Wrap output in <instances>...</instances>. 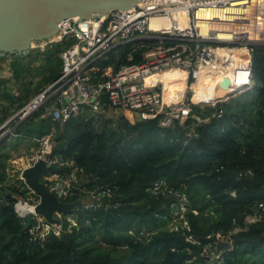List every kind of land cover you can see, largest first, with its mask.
<instances>
[{"label": "trees", "instance_id": "16d2710c", "mask_svg": "<svg viewBox=\"0 0 264 264\" xmlns=\"http://www.w3.org/2000/svg\"><path fill=\"white\" fill-rule=\"evenodd\" d=\"M71 43L54 42L11 60L14 78L25 85L15 98L0 79V92L9 103L5 110L23 108L60 76L61 53ZM130 48L125 44L97 63L117 69L122 63L141 62L145 48L135 50L134 60L128 61ZM34 63L42 70H34ZM31 74L41 75L38 81H26ZM251 78L253 86L239 95L191 103L190 116L172 127L161 126L158 119L128 118L131 122L125 117L97 124L88 110L56 123L53 154L58 162L52 170L67 176L75 167L83 168L89 180L78 186L90 190L100 185L110 188L112 196L95 207L82 204L64 212L77 214L75 222L64 217L44 235L31 232L36 217H21L15 209L19 198L33 201L39 196L19 177L20 172L12 178L8 168L21 140L39 142L51 131L55 122L48 108L53 99L14 122L15 141L0 140V264H217L206 251L219 241L217 234L232 244L230 250H223L224 264H264V214L247 222L264 201L262 47L253 52ZM7 116L2 114L1 121ZM159 180L187 194L185 216L192 239L170 230L172 218L166 215L172 197L150 190ZM81 195L86 192L67 201ZM108 202L118 204L107 207Z\"/></svg>", "mask_w": 264, "mask_h": 264}, {"label": "built area", "instance_id": "2783aa9c", "mask_svg": "<svg viewBox=\"0 0 264 264\" xmlns=\"http://www.w3.org/2000/svg\"><path fill=\"white\" fill-rule=\"evenodd\" d=\"M154 17L168 18L171 24L168 27L164 24L152 27ZM56 34L57 38H52L53 35L34 42L31 47L44 50L51 43L72 40L61 53V74L18 114L23 119L27 113L34 112L53 99L48 114L55 124L49 133L37 139L41 147L31 154L30 165L40 158L46 159L49 169L42 180L59 199L67 201L82 191L87 195L82 206L95 207L105 196H112L110 188L99 185L86 190L85 186H78L79 182L89 180L83 168L75 167L67 176L52 170L58 162V156L53 154L56 123L63 124L86 110L93 116L103 115L108 120L119 117L128 119L123 112L127 110L135 118L158 119L161 126L172 127L190 116L191 103H198L194 100V85L201 74L208 70L226 74L231 69L235 74L241 69L246 73L242 91L250 89L253 86V52L257 47L264 48V0H140L129 9L115 8L104 15L90 18L68 16L59 22ZM139 38L144 40L137 41ZM165 39L168 41L165 42ZM149 40L156 43L149 44ZM128 43L131 44V50L127 52L128 61L134 60L135 50L145 48L141 62L122 63L117 69L113 66L102 67L97 63L106 58L109 52L115 49L120 51ZM230 49H233L232 54L227 51ZM234 49H244V52L236 57ZM172 68L185 73L186 95L180 101L166 99L164 82L154 79L155 74ZM193 116L202 120L199 115ZM150 190L156 195L162 193L172 197L166 215L172 218L168 226L170 230L192 239L191 226L185 216L189 204L187 194L168 186L163 180L155 182ZM38 203L39 200L19 198L15 209L21 217H36L37 223L31 232L44 235L58 225L36 212ZM117 204L108 202L106 205L116 207ZM257 212L254 216L249 215L247 222L257 221L264 214V201H260ZM76 215L64 212L55 214L60 221L66 217L71 222H75ZM217 236L219 240H228L220 234ZM216 245L217 242L214 247L206 248L209 259L224 264V249L218 250Z\"/></svg>", "mask_w": 264, "mask_h": 264}, {"label": "water", "instance_id": "95a60500", "mask_svg": "<svg viewBox=\"0 0 264 264\" xmlns=\"http://www.w3.org/2000/svg\"><path fill=\"white\" fill-rule=\"evenodd\" d=\"M140 0H0V59H10L26 55L32 50V44L45 40L58 32L59 22L68 16L90 18L104 15L110 10L129 9ZM144 40L143 38L137 41ZM227 80V79H226ZM225 80V81H226ZM242 88L227 94V100L241 94ZM218 100V101H223ZM217 101V100H216ZM21 112V110L19 111ZM31 112L27 113L29 115ZM26 115V116H27ZM8 138L0 139L4 141ZM49 169L44 158L22 171V178L28 187L39 196L36 212L47 221L59 224L61 221L55 214L68 212L82 205L83 199L65 201L51 191L42 180L43 174ZM217 249L230 250L229 240H219Z\"/></svg>", "mask_w": 264, "mask_h": 264}, {"label": "rangeland", "instance_id": "374dc122", "mask_svg": "<svg viewBox=\"0 0 264 264\" xmlns=\"http://www.w3.org/2000/svg\"><path fill=\"white\" fill-rule=\"evenodd\" d=\"M1 59H3L2 60L3 65H1V67H0V74L4 73V75H0V77H1L0 79H3L2 82L7 83V85L10 87V92L13 95H15V98H17V96L19 94H22V90H23V87L25 85L22 81H24V80L20 79L17 81L14 78V72H13L12 68L10 66H8L9 68L6 67V65H7L6 63L8 62L10 64V62L12 60V59H10L9 56H4ZM31 67L34 70H38V69L42 70V68L37 63L32 64ZM6 70H7V72L5 73ZM40 75L38 76V75L31 74V77H28V79L26 81H29L31 79L38 81ZM213 87L219 89L221 92L216 91L217 89H215V88L213 89L211 87L209 91H203V92L197 93L194 97V100L196 102L202 104L205 102L207 103L210 100H223V99L227 98V92L223 91L222 87H219L217 85H215V86L213 85ZM188 91H191V90L189 89ZM192 94H193V92H192ZM36 96H33L31 98V100ZM0 100H1V102L2 101L4 102V104L3 103L0 104V116H2V114L8 115L7 119L3 120V122H2V128L0 130V139L8 138V139H5L4 141H8V143H11V142L15 141V135H16V134H14V129H15L14 122L17 123L18 121L21 120V116H20V114H18V112L21 110V108L18 110H14V108H13V110H11V109L5 110V106L8 105L9 103H8V100H6V98H4V96L1 94V92H0ZM2 109L5 110L4 113L1 112ZM94 117H95V122L97 124H99L103 119H106L103 115L94 116ZM35 141L30 140V139L21 140L19 151L12 152L13 154L15 153V157L13 158V160H11V162L9 164V168H8L9 175L12 178L17 177V172H20L19 177L21 178L22 177V171L26 167L30 166L31 161L29 160V158H30L31 154L34 153L37 149H39L41 147V143L35 142ZM8 149H10L9 146H8ZM80 197H82L83 200L87 199V195H81ZM206 248L208 249V247H206ZM207 252L209 253V251H207Z\"/></svg>", "mask_w": 264, "mask_h": 264}, {"label": "bare ground", "instance_id": "6f19581e", "mask_svg": "<svg viewBox=\"0 0 264 264\" xmlns=\"http://www.w3.org/2000/svg\"><path fill=\"white\" fill-rule=\"evenodd\" d=\"M158 24L159 25L164 24L166 27H168L171 24V21H169L168 18H159V17L152 18L151 21L152 27H156V25ZM52 38H57V34L54 35ZM232 50L233 49L227 51L230 54H232ZM234 52L236 54V57H239L240 53L244 52V49H234ZM243 55L244 58L246 59L247 55L245 53ZM239 60L240 59H238V61ZM245 74L246 73L241 69L239 70V72L235 74L232 73L231 69H228L226 74L224 72L219 73L217 70L214 71L208 70L207 72L201 74L199 81L194 85V91H195L194 97L199 92L209 91L211 87L214 89L215 87H213V85L222 87L223 91L227 92L228 94L235 89L241 88L242 84L246 83ZM154 79L155 80L160 79L164 82L166 99L168 100L173 99L174 101H180L185 97L186 95L185 73L181 69L172 68V69L163 70L162 72L155 74ZM216 91L221 92L219 89H217ZM123 112L127 118H134L137 120H149V119H142L139 116L135 118L127 110H123Z\"/></svg>", "mask_w": 264, "mask_h": 264}, {"label": "crops", "instance_id": "0c3cea01", "mask_svg": "<svg viewBox=\"0 0 264 264\" xmlns=\"http://www.w3.org/2000/svg\"><path fill=\"white\" fill-rule=\"evenodd\" d=\"M2 60H3V59H0V67H1V65H3V64H2ZM6 64H7L6 67H8V66H9V63L7 62ZM6 67H5V68H6ZM8 68H9V67H8ZM6 72H7V70L5 71V73H6ZM0 75H4V73H3V74H0ZM0 78H1V77H0Z\"/></svg>", "mask_w": 264, "mask_h": 264}]
</instances>
